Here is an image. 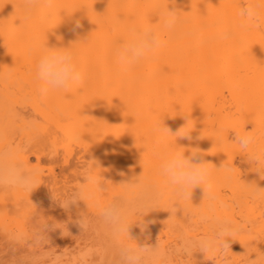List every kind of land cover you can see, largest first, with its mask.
I'll use <instances>...</instances> for the list:
<instances>
[{
	"label": "bare ground",
	"instance_id": "obj_1",
	"mask_svg": "<svg viewBox=\"0 0 264 264\" xmlns=\"http://www.w3.org/2000/svg\"><path fill=\"white\" fill-rule=\"evenodd\" d=\"M20 3L0 0V154L10 152L34 183L0 186V264L7 240L18 241L13 249L23 264H119L124 246L146 240L158 246L155 264H264V164L252 158L264 152V0H53L27 18ZM168 9L180 21L162 31L164 46L136 65L118 64L114 49L130 28H162ZM47 47H71L83 81L41 95L35 67ZM186 122L181 133L193 129L191 139L176 138ZM245 131L255 136L247 150L235 141ZM192 148L209 163L210 187L181 198L160 165ZM33 157L61 162L69 174L58 177L54 164L46 172ZM53 203L60 205L51 210ZM112 204L123 209L128 235H117L102 216ZM46 206L66 210L65 219L54 211L53 235L71 231L82 239L85 229L99 242L93 248L96 237H87L80 243L92 248H82L74 238L73 248L72 237L63 236L71 243H59L74 249L61 250L65 259L41 253V233L30 224L43 229L33 219L42 221ZM26 225L39 234L38 254ZM223 226L233 231L227 248L201 250L199 242ZM44 254L55 258L36 262Z\"/></svg>",
	"mask_w": 264,
	"mask_h": 264
},
{
	"label": "clouds",
	"instance_id": "obj_2",
	"mask_svg": "<svg viewBox=\"0 0 264 264\" xmlns=\"http://www.w3.org/2000/svg\"><path fill=\"white\" fill-rule=\"evenodd\" d=\"M20 7L27 18L41 7L52 8L53 0H21ZM179 21L178 12L168 9L163 13L162 28L152 25L130 28L129 38L114 49L117 63L124 67H130L150 55H154L164 46L162 31L174 30ZM79 26V22H77V27ZM35 78L40 84L38 91L41 95H46L49 91H67L72 85L83 81L84 73L78 66L71 47L57 49L47 47V51L37 60ZM186 127L187 122L174 136L191 139L190 133L193 129L181 133V129ZM162 130L170 132L164 125ZM235 141L242 149L247 150L255 143V136L251 132L245 131L237 134ZM184 153L185 151L177 150L164 158L160 165L161 174L181 198L189 196L197 186L210 187L211 176L209 163L203 161L204 153L200 149L192 148L191 154L187 157ZM252 158L258 164H264V152L253 154ZM33 183L34 177L24 173L21 166L14 162L10 152L0 154V186L28 189ZM141 215H145L143 211ZM102 216L117 235L129 234L130 225L125 218L123 209L118 204L106 207L102 211ZM232 234L231 228L223 226L216 233L214 239L202 240L199 242V246L203 251H207L213 246L226 249V238ZM158 256L157 245L148 243L137 244L135 247L126 245L121 250L119 264H155Z\"/></svg>",
	"mask_w": 264,
	"mask_h": 264
},
{
	"label": "rangeland",
	"instance_id": "obj_3",
	"mask_svg": "<svg viewBox=\"0 0 264 264\" xmlns=\"http://www.w3.org/2000/svg\"><path fill=\"white\" fill-rule=\"evenodd\" d=\"M62 156H63V155L60 154V158H62ZM83 159H85V157H83ZM32 160H34V164H35L36 166H37L38 163L41 164V165H44V166H43V167H44L43 169H44L46 172L48 171L47 169H48L52 164H54V162H52V159H51V158H43V159H42L43 161H40L41 163H40V162L35 163V161L37 160L36 157H33ZM37 161H38V160H37ZM49 162H52V163L49 164ZM60 163H61V162H60ZM60 163H59L58 165H56V164L53 165V167H54V169H55L54 172H56V173L58 174V175H57L58 177L60 176V174H61V176H62V173H63V176H65L64 173L66 172V170H64L65 168L62 169V167H60ZM39 164H38V165H39ZM81 164H82V162H81ZM55 165H56V166H55ZM61 165H62V163H61ZM62 166L64 167V166H66V165L63 164ZM40 167H41V166H40ZM51 167H52V166H51ZM50 169H52V171H53V168H50ZM41 170H42V168H41ZM61 170L65 171V172H63V171H61ZM45 171H44V172H45ZM48 173L50 174L51 172H48ZM48 173H44V174L47 175ZM66 173L69 174V173H68V169H67V172H66ZM66 173H65V174H66ZM44 174H43V175H44ZM51 174H53V173H51ZM51 174L48 175L47 177H49V176L51 177ZM54 174H55V173H54ZM67 174H66V175H67ZM60 178H61V177H60ZM62 178H63V177H62ZM64 179H65V177H64ZM70 179H71V178H70ZM80 179H81V178H80ZM62 180H63V179H62ZM71 180H72V179H71ZM71 180H70L69 182H66V184L68 183L69 185H73V184L75 183V180H72V181H71ZM78 180H79V179H78ZM63 182H64V181H63ZM60 184H61V183H60ZM60 184H59V185H60ZM62 184H64V183H62ZM66 184H65V185H66ZM69 185H67V186H68V187H71V186H69ZM68 187H67V188H68ZM58 188H61V185H60ZM62 189H65V188L62 187ZM57 190H59V189H57ZM57 190H56V191H57ZM60 190H61V189H60ZM54 191H55V190H54ZM56 193H57V192H56ZM61 193H62V190H61V192L59 191V193H57V198L60 196ZM55 205H60V204L53 203L52 205H50L51 210H52V208L55 207ZM47 206H48V205H47ZM47 206H46V207H47ZM53 206H54V207H53ZM46 207H45V209H44V211H43L44 213H42V214H43V216L41 217V220H42V221L37 220L38 218H37V219H33V218H32L34 222H37V223H38V221H39V223L42 222L41 225H43V229H42V227L40 226L39 223H38V224H39L38 226H36V225H34V224L31 225L29 222H32V223H33L32 219H31V221L28 220V221H29L28 223L30 224V226H35L37 232L41 233V236L44 237V238H42L41 236H38L39 234L36 232V233L38 234V235H37L38 238H41L43 241L41 240V241L39 242L40 239L35 238V237H36V233H34L35 231H33L34 234H31V233H32V232H31V231H32L31 228H29V225H28V226L26 225V226L29 228V230H27L28 233H27L26 235H27V236H28L29 234L34 235V236H31V235L29 236V237H31V238H30L31 240H32V238H33V240L36 239V241H37V239H38V244H37V242H36L35 240H34V241H35L36 243L33 241V243H35V244H33L31 240H28V241H27V242H31V244H29V245H31V246L33 245V246H32V249H34V248H35V245L37 244L36 247H39V248H36V249H40V250H39L40 252H41V249H43V250L45 251V253H46L47 250H48V252H47L48 255H53V253H57V252H58V253L60 254V255L58 254L59 258H63V259H65V258L67 257L66 254H65L63 257H62V254H63L64 252L67 253V252L65 251V249H67V250L70 249V250H68V251H69V252H68L69 254H67V255H70L72 252H74V249H73V248H74V245L76 244L75 240L78 239V241H79V243H80V241L83 242L84 239H86L85 241H90V239H91V238H94L93 236H95L96 239H94L93 241H91V243H89L88 245L93 244L94 241H95L96 243L99 242V239H100V238H99L97 235H95V234H93V233H91V232H90V234H89L88 231H90V230H85V229L79 230V232H81V233H84V231H85V233H84L85 235L87 234V232H88V234H89V236H88V234H87V236H83V235H84V234H83V235L81 236L82 239L75 237V236L72 234V232L70 231V228H69V230L67 229L68 231H70V232H69V237H68V234H67V233H66V234H67L66 236H65V234H62V235H61L60 232L57 233V232H56L57 230H59V231L63 230L62 232L64 233V232H65V230H64L65 228H64V227H66L65 225H67V224H66V221H65V223H64V220H63V218H64V214H66V212H63L64 214L62 213V211H66V210H65V208L63 209L62 206H60L61 208L59 207V208H60V209H58L59 212H58L57 209H55V210H57L56 212H57L58 214H62V216H63V218H59V222H60V220L62 219V222H60V223H64V224H63V228H64V229H63V228L61 229L62 224L59 225V222H58L57 230H55V232H56L59 236H56V235H57L56 233H55L56 235H53V234H54V230H53L52 228H53V226L55 227V225H56V224L53 223V221L55 220V219H53V217H54V218L56 217V215H55L56 212H54L55 210L52 211V212H50V210L48 209V207H47V208H46ZM38 208H40V207H38ZM55 208H56V207H55ZM57 208H58V207H57ZM46 209L49 210V212H48ZM61 209H63V210L60 211ZM36 210H37V208H36ZM36 210H34V212H35ZM39 210H41V208H40ZM42 210H43V209H42ZM42 210H41V211H42ZM15 211H16V210H15ZM17 211H19V210H17ZM34 212L32 211L33 214H34ZM47 212H48V213H47ZM60 212H61V213H60ZM23 213H24V212H23ZM38 213H40V211L37 212V215H38ZM45 213H47V214L45 215ZM18 214H19V213H18ZM21 214H22V213H21ZM24 214H25V213H24ZM33 214H29V215H31V217H32ZM42 214H41V215H42ZM58 214H57V215H58ZM41 215H40V216H41ZM34 216H36V214H35ZM40 216H39V217H40ZM62 216H60V217H62ZM65 216H66V215H65ZM18 217L20 218L19 215H18ZM24 217H25V216H24ZM31 217H30V218H31ZM36 217H37V216H36ZM57 217H59V216H57ZM25 218H26V217H25ZM30 218H28V219H30ZM23 219H24V218H23ZM64 219H65V218H64ZM25 221H26V220H24V224L26 223ZM56 221H57V219H56ZM54 222H55V221H54ZM37 223H36V224H37ZM43 223H44V224H43ZM52 223H53V224H52ZM138 223H139V222H138ZM138 223H137V224H138ZM52 225H53V226H52ZM138 225H139V224H138ZM59 226H60V227H59ZM67 226H68V225H67ZM27 227H24V228L28 229ZM68 227H69V226H68ZM68 227H66V228H68ZM35 228H33V230H35ZM59 228H60L61 230H60ZM86 228H87V227H86ZM15 229H16V230H15ZM26 229H25V230H26ZM87 229H88V228H87ZM13 230H15V232H19L20 229L17 230V227H14ZM68 231H66V232H68ZM86 231H87V232H86ZM30 232H31V233H30ZM46 232H49V233H46ZM52 232H53V233H52ZM62 232H61V233H62ZM42 233H43V234H42ZM50 233H52L53 236H52ZM45 234H46V235H45ZM49 234L53 237V241H55V242L57 241L58 244H56L55 242L52 243V244L50 243V240L52 241V237L50 238V236H48ZM90 235H92V236H90ZM27 236H26V237H27ZM47 236H48V237H47ZM54 236L57 237L56 240H54V238H55ZM63 236L66 237V238H71V237H72L71 240H72L73 243L68 242V241H71V240L66 239V238H64ZM0 237H2V236H0ZM62 237H63V238H62ZM87 237H91V238H90V239H87ZM61 238H62V239H61ZM74 238H75V240H74ZM2 239H3V238H2ZM2 239H1V241H3ZM7 239H8V238H7ZM27 239H28V237H27ZM45 239H50V240L47 241V240H45ZM60 239H61V240H60ZM4 240H5V239H4ZM9 240H11V239L9 238ZM143 240H144V239H143ZM145 240H146V238H145ZM15 241H17V240H15ZM59 241L62 242V243H63V242H64V243H65V242H68L69 244L71 243V244L73 245V248H70V247H69V246H71V245H68L67 248H65L66 246L64 247L62 243H61V244L59 243ZM85 241H84L83 243H85ZM146 241L149 242V240H146ZM7 242H9L10 244L7 243ZM17 242H18V241H17ZM17 242H16V243H17ZM148 242H147V243H148ZM2 243H3V242H2ZM13 243H15V242H11V241H8V240H7V241L2 245V248H3V252H2L3 260H2V261H3V264H15V262H16V260H17L16 258H17V257L19 258L20 255H21V253H22V252H21V253L16 252L17 247H20V246H17L16 243H15V244H16V246H15ZM19 243H20V242H19ZM68 243H67V244H68ZM74 243H75V244H74ZM83 243H80V244H83ZM20 244H21V243H20ZM20 244H18V245H20ZM77 244H78V242H77ZM80 244H78V246H79ZM13 245L15 246L16 250L13 249V248H14ZM65 245H66V244H65ZM83 245H85V244H83ZM83 245H82V246H83ZM86 245H87V243H86ZM86 245H85L84 247H82V248H86V247H87V248H92V247H93L92 245H91L92 247H89V246H86ZM96 245H97V244H96ZM96 245H95V246H96ZM26 246H27V245H25V247H26ZM78 246H76V250H78ZM80 246H81V245H80ZM21 247H22V246H21ZM33 247H34V248H33ZM68 247H69V248H68ZM71 247H72V246H71ZM27 248H29V247L27 246ZM79 248H81V247H79ZM93 248H94V247H93ZM24 249H25V248H24ZM14 250H15V251H14ZM26 250H27V249H26ZM43 250H42V251H43ZM61 250H64V252H63V253H60V252H62ZM34 251H35V249H34ZM49 251H50V252L53 251V253L50 254ZM54 251H56V252H54ZM17 253H19V254H17ZM24 253H25V252H24ZM24 253H23V254H24ZM35 253L38 254V250H36ZM41 253H42V252H41ZM40 255H41V254H40ZM40 255L36 256V262H43V261L47 260V261H45V262L48 263V261L50 262V261L52 260V259H51V260H49V259L53 257V256H51L50 258H47V257H48V256H46L47 254H44L43 256H40ZM54 255H55V254H54ZM45 256H46V258H45ZM58 256H57V258H58ZM60 256H61V257H60ZM54 258H55V256L53 257V259H54ZM15 259H16V260H15ZM41 259H42V261H41ZM13 262H14V263H13ZM17 262H18V264H21V263L23 264L22 260H21V261H20V260H17ZM17 262H16V263H17ZM24 263H25V262H24ZM33 263H34V262H33ZM25 264H29V263H25ZM31 264H32V263H31ZM35 264H36V263H35ZM37 264H39V263H37ZM40 264H44V263H40Z\"/></svg>",
	"mask_w": 264,
	"mask_h": 264
}]
</instances>
